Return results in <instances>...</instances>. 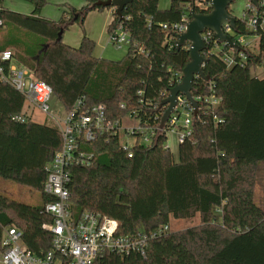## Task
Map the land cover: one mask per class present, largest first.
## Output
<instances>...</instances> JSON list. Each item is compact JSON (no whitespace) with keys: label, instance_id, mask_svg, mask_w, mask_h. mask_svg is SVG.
<instances>
[{"label":"trees","instance_id":"trees-1","mask_svg":"<svg viewBox=\"0 0 264 264\" xmlns=\"http://www.w3.org/2000/svg\"><path fill=\"white\" fill-rule=\"evenodd\" d=\"M20 1L32 5L33 13L7 9L0 0V54L10 51L12 61L49 85L67 111L84 99L85 108L103 105L112 122L133 115L144 128L160 125L163 94L176 83L174 74L189 63V45L177 49L162 25L179 23L192 8L210 12L207 0H172L166 9L160 0H133L121 21L112 8L92 10L98 0H81L85 7H71L53 21L41 17L49 0ZM104 10L113 13L108 34L122 30L130 36L120 61L97 58L96 44L86 35L78 48L59 37L73 25L83 27L90 12ZM237 30L240 37H258V43L241 45L245 59L235 51L238 61L228 68L222 59L228 48L219 46L214 52L211 38L203 68L210 82L195 79L192 95H213L221 102L215 108L200 104L192 135L179 144L177 159L165 149L166 132L150 146L137 139L125 149L114 134L83 144V151L92 155L90 163L72 167L67 183L74 218L99 213L115 220L123 237L169 226L173 220L199 216L201 222L152 239L145 257L104 252L96 264H264V210L254 192V168L264 162V78L251 73L264 63V27L250 31L237 19ZM10 64L0 61L6 76ZM26 105L22 93L0 81V178L33 190L40 199L31 205L0 193V253L4 228L15 227L23 233L24 246L43 256L54 238L44 228L53 223L44 207L55 201L43 192L46 167L62 137L51 121L33 122Z\"/></svg>","mask_w":264,"mask_h":264},{"label":"built area","instance_id":"built-area-1","mask_svg":"<svg viewBox=\"0 0 264 264\" xmlns=\"http://www.w3.org/2000/svg\"><path fill=\"white\" fill-rule=\"evenodd\" d=\"M190 19V15L187 13L182 16L179 23L162 25L163 29L169 33L170 42L177 41V36L170 32L177 35L185 32ZM241 19L246 29L250 31H257L259 27H264V0H258V9L249 1ZM1 26L2 20L0 19ZM223 30L227 35L233 37L240 46L251 44L247 43L244 37L238 36L228 23L223 25ZM110 37L113 46L117 50H122L130 45V36L122 30ZM203 37L208 45L211 38H213V34L206 31ZM214 44L216 47L222 46L216 45L215 40ZM174 46L176 47V44ZM235 51L237 50L228 48L223 53L222 59L228 68H231L238 61L235 57ZM207 52L208 49L204 53L205 57ZM239 58L240 60L245 59L243 52H241ZM0 61L12 62L11 52L1 53ZM9 71L10 76L4 75L3 67L0 65V81L9 83L22 93L29 106H33L44 115L52 117L49 106L53 98L52 88L46 83L35 79L25 68L16 69L10 64ZM174 77L176 83L173 87L181 83L182 73H175ZM168 95L169 91L163 94L162 100L167 98ZM194 99L198 102L199 114L200 104L206 105L207 108H215L221 102V99L213 95ZM83 103L84 99L77 101L62 123L57 119H53L60 130L62 145L46 167L47 180L43 188L44 194L55 198L54 202L47 203L44 207L45 212L53 217V223L44 226L54 236L51 250L43 256L33 254L23 244V233L15 227H7L4 228L3 235L2 246L5 249L1 253L2 264H96L97 259L104 252L119 255L137 253L145 257L149 242L169 232V226L164 225L148 233L123 237L118 235V223L99 213L84 212L78 219L72 216L67 188L69 170L72 167L87 166L90 163L92 155L85 153L82 149L85 142H93L104 134H114L119 137L118 131L123 121H110L103 105L85 108ZM167 107V105L164 106L165 111ZM199 114L194 118L193 106L185 96L179 95L177 105L162 130L159 127L160 125L156 128H144L139 124V129H127L126 132L130 136H135L136 141L139 139L141 144L150 146L162 132H166L167 136L168 131L177 129L181 132L178 139L179 144H181L187 137L192 135L193 125L199 118ZM130 116L137 119L133 115ZM216 119L214 117L215 121ZM17 120L25 122L26 118L18 117ZM181 120L182 124H179ZM124 148L129 149L131 147ZM165 149L170 150L166 144ZM129 157L132 158V155L129 154Z\"/></svg>","mask_w":264,"mask_h":264},{"label":"rangeland","instance_id":"rangeland-1","mask_svg":"<svg viewBox=\"0 0 264 264\" xmlns=\"http://www.w3.org/2000/svg\"><path fill=\"white\" fill-rule=\"evenodd\" d=\"M76 1V0H75ZM81 1V0H79ZM172 0H160V7L163 8L164 6L168 5L171 3ZM248 3V0H235L234 3L230 6V11L231 14L236 17L237 19H241L245 10H246V4ZM48 7L55 8L57 7L56 4H50ZM164 9V8H163ZM18 13H23L21 11H16ZM103 12V11H102ZM91 13V12H90ZM88 16V15H87ZM86 20V19H85ZM98 17L93 18V24L95 27V30L100 33V24ZM85 28V22L83 27L76 24L74 27H70L64 34V41H68L70 43L74 42H80L82 41V37L86 35L88 38L90 37ZM65 35V36H64ZM107 35L105 39H103V42H98L93 38L95 44L99 47V50L103 54V58L110 60V61H120L121 59L124 58L125 56V48L122 50H116L113 46L107 44ZM246 42H251L252 45H255L258 43V37H246L245 38ZM70 43H65L69 44ZM78 46V45H77ZM73 47V46H72ZM76 48V47H74ZM214 52L218 53L220 51L219 47H215L213 49ZM15 65V62H14ZM252 76L254 77H259L261 79L264 78V63L259 66L255 67L251 71ZM29 78V77H28ZM30 79V78H29ZM50 106V112L52 113V117L46 116L43 113H41L37 108H33V106H30L27 104L26 105V112L33 111L32 113V119L34 122H45L46 120L51 121L54 125L55 122L53 119L59 120L61 123L68 117L69 111L66 110V108L63 106V104L55 97H53L49 103ZM179 124H182V120L179 122ZM57 127V126H56ZM58 128V127H57ZM59 129V128H58ZM127 129H139V120L132 118L130 115L125 117L122 121V125L118 131L119 135V142L121 146L124 147H132L134 143L136 142V137L135 136H130L127 134L126 130ZM181 132L177 129L170 130L167 132V142L166 146L170 148L171 153L174 155V158H178V148H179V134ZM254 175H255V200L259 204L262 210H264V162L261 164H258L254 168ZM0 193L6 194L9 197L25 203V204H39L40 199L39 196L36 192L33 190L26 188L24 186H21L19 184L6 181L0 178ZM201 224L199 216H196L194 219L190 220H173L170 225H169V232L174 233V232H179L186 230L191 227H197ZM0 264H2L1 261V253H0Z\"/></svg>","mask_w":264,"mask_h":264},{"label":"water","instance_id":"water-1","mask_svg":"<svg viewBox=\"0 0 264 264\" xmlns=\"http://www.w3.org/2000/svg\"><path fill=\"white\" fill-rule=\"evenodd\" d=\"M234 1L235 0H207L210 8L209 13H197L195 8H192L189 12L191 19L186 26V31L179 35L170 32L174 36H177V41L175 42L177 49L189 44V63L181 71V83L171 88L168 97L162 100L159 105V108L166 105L168 106L161 118V124L159 126L161 130L164 128L170 115L173 113L179 95L185 96L193 106L194 118L199 114V105L192 95V90L193 83L197 78L210 82V77L206 76L203 72L204 66L208 63V59L204 55L208 49V45L203 37V34L206 31L212 32L216 45H222L237 50L238 52H244V49L233 39V37L227 35L223 30V25L228 23L235 33L238 31L237 19L229 11V8ZM249 1L258 9V0ZM132 2L133 0H98L92 5L91 9L94 10L98 7L104 9L112 8L116 16L123 21V11ZM62 36L63 33H60L59 37L62 38Z\"/></svg>","mask_w":264,"mask_h":264},{"label":"crops","instance_id":"crops-1","mask_svg":"<svg viewBox=\"0 0 264 264\" xmlns=\"http://www.w3.org/2000/svg\"><path fill=\"white\" fill-rule=\"evenodd\" d=\"M248 2H249V0H248ZM50 4H56L57 7H55V8L48 7ZM3 6L5 8H7V9H10V10L21 11V12H23V14H27V15L32 14L33 10H34L32 5L27 4L25 2H22L20 0H4ZM85 6H86V4L83 1H79V0H76V1L75 0H49V4L47 6H45L43 8L42 12H41V17H43L45 19L53 20V21H59L61 19V17H62L63 11H65V10L71 8V7L75 8L77 10H80V9H82ZM169 6H170V4L164 6L163 8L166 9ZM95 17H98V20L100 21L99 22V24H100V33H98L95 30V27H94V24H93V18H95ZM112 21H113V13H112L111 10H104L103 12L102 11H93V12L89 13L88 16L86 17V20H85V28L87 29L86 30L87 34L90 36L89 38L92 37L93 40L95 39L98 42H101V41L103 42V39H105V37L107 35L108 27H109V25L111 24ZM72 27H74V25ZM63 40H64V37H63ZM106 41H107L106 42L107 44L113 46V44L111 42L110 35L107 36V40ZM66 42L70 43L68 41H64V43H66ZM80 43H81V41L77 42V43L72 42V43H70V45L69 44H66V45L78 48ZM247 43H251V42L248 41ZM94 55L97 58H103L104 57L102 52L99 50V47L97 45H96V48H95ZM14 62L15 61L11 62V64L13 65V68H16V69L17 68L18 69L23 68L17 62H15V65H14ZM256 78H259V77L256 76ZM26 113H27V116L30 119H32L33 111H29V112H26ZM38 123H43V122H38Z\"/></svg>","mask_w":264,"mask_h":264}]
</instances>
